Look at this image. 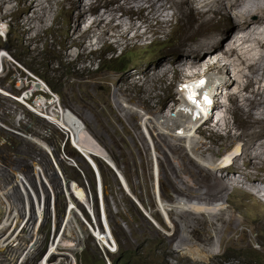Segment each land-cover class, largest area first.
Returning <instances> with one entry per match:
<instances>
[{
  "label": "rangeland",
  "instance_id": "374dc122",
  "mask_svg": "<svg viewBox=\"0 0 264 264\" xmlns=\"http://www.w3.org/2000/svg\"><path fill=\"white\" fill-rule=\"evenodd\" d=\"M8 1L6 6L2 3L0 6V22H6L10 28L6 36H0V46H3L0 47V54L2 51L7 54L0 56V86H10L11 89L10 92L0 89V179L8 181L7 198L10 199V206L12 204L13 214L15 212L19 219H16V224L12 226L5 224L6 226L1 227L5 220L0 218V242L5 243L0 247V261L7 262L11 256L17 260L24 252H27V256L20 264H35L38 261L63 228L62 221L70 206L67 183L70 186L76 181L86 188L90 201L93 200L92 209L79 205L75 199L73 202L77 208V213L73 214L81 227V236L83 235L82 242L76 243L80 246V264H93L99 257L100 250H103L99 238H96L95 232L96 237L91 232L94 228L103 232V205L108 224L117 240L116 245L112 247H117V252L111 255L112 262L114 258H118V264H264V206L261 205H264V202L258 198L255 189H247L244 186L248 184L247 179L253 177L256 178L257 184L264 188V179L261 177H264V170L254 165L258 160L255 155L264 154L263 136L253 135L257 138L256 145L250 147L253 154H245L242 158L238 156L243 154V151L239 150L242 142L230 137L225 129L215 128V133L208 130L206 133L209 135V141L206 142L201 140L198 143V135L195 134L196 138L190 144L197 142L206 151H217L216 157L221 159L222 163H227L226 168L231 165L235 173L231 176L230 172H226V175L235 179L232 182L236 193L233 192L228 200V210L216 215L220 217L218 220L221 222L219 232L216 233L219 235L217 238L211 236L208 229L210 226L218 227L219 222L212 218L207 210L204 216L198 217V221H192L187 215H174L177 222H170V228L167 219L173 215L168 217L169 213L161 206L159 197L165 201H173L177 195H182L180 187H185L195 194V197H191L192 200L199 199L196 194L204 176L199 175L189 162L188 158L193 154L189 147L186 148L184 143L178 144L179 150L172 152L166 142L160 139V130L153 133V143L159 150L158 155L155 154L158 165H153L148 153L150 143L138 120L141 116L134 115L129 119L115 99V94L123 90L124 94L135 98L136 109L140 108L138 103H144L149 110L154 109L153 112L157 110L161 113L167 110L165 114L182 108L179 93L181 90L178 91L176 79L185 74V64L197 60L202 67L203 63L216 55L215 52H209L211 48L202 51L206 53V57L189 54L190 49L202 45L211 34L223 32L226 21L220 17L222 14L227 16L231 7L227 6V11L218 14L212 21L202 24L195 22L192 25L191 16L198 17V13L202 12L201 6H195L199 2L188 0V11L176 12L174 8H170V2L167 0L168 9L160 7V13L153 14L156 18H147L150 21L142 13L140 17L139 12L134 13L137 23L145 26L140 29L148 30V37L139 36L135 40L119 44L111 37L109 30V38L105 42L85 48V53L80 57L75 54L79 48L82 49L74 43V38L78 35L75 31V18L83 5L93 14L97 10L102 12L107 8L106 5H99L98 0H94L93 5L86 1L79 6H75L78 0H35L45 5L42 4V11H39L45 20L40 23L35 17L34 23H37V26L29 29L27 19L31 12L26 8L31 0ZM161 12L169 14L164 16ZM121 13L122 11H118V14ZM163 17L167 20L162 21ZM242 42L244 46L241 52L250 54V47L244 40ZM228 59L222 61L229 68V78L233 81L237 79L243 85L245 78L237 75L234 59ZM151 61L154 64L150 63ZM217 64L220 65L219 59ZM26 67L36 72L34 74L37 79L31 78ZM192 70L196 69H189L188 72ZM42 78L51 87L53 95H45L43 98L41 94L44 93H37L31 96V89L44 87ZM26 85L30 89H22ZM238 87L233 86L232 90L236 91ZM25 96L31 99L30 103L25 101ZM53 100L57 105L56 109L72 107L77 109L81 116L87 119L89 117V123H86L88 132L111 153L119 173L110 165L113 164L110 159L99 157L97 162L101 186L98 184L95 169L84 155L74 148L64 129L53 126L54 123L43 117L46 112L36 109L37 101L51 103ZM225 102L223 107L226 109L228 106L232 109L244 106L240 118H237L231 109L235 121L232 122L228 117L224 120L232 125L231 135L244 130V144L247 146L246 143L249 144L252 137L245 123L247 106L241 98L236 99V95L231 99L227 96ZM140 130L144 134L143 137L139 135ZM31 136L46 142L51 151L39 145L42 143L33 140ZM164 137L167 138V135ZM230 153L233 154L231 158ZM175 157L179 163L175 161ZM235 158L236 164L233 162ZM36 161L40 163L45 179L43 175L40 177L46 182H42L34 174L37 173L34 166ZM237 165H240V170L250 168L251 174L248 175V171L245 174L243 171L244 175L238 177L240 172L235 169ZM22 169L25 176L32 177L28 182L33 186L28 187L23 176L30 191H26L23 184L15 178V170ZM39 199L43 200L41 213ZM187 212L191 213L190 210ZM183 228H188L187 241L190 245L198 246L200 250H208L209 245L215 244V248H212L214 254L208 252L198 255L194 249H181L177 245V239L181 237L180 231L182 232ZM105 250L108 251L106 247ZM99 264L103 262L100 261Z\"/></svg>",
  "mask_w": 264,
  "mask_h": 264
},
{
  "label": "bare ground",
  "instance_id": "6f19581e",
  "mask_svg": "<svg viewBox=\"0 0 264 264\" xmlns=\"http://www.w3.org/2000/svg\"><path fill=\"white\" fill-rule=\"evenodd\" d=\"M86 1H88L87 3H89L90 5L94 4V0H78L75 2V6H79V4L83 5V4H85L83 2H86ZM98 1H99V5L103 4V5L107 6V8L104 9L105 11L103 10L104 12L103 11L100 12V10H97L93 14L92 12L88 11V8H85L86 6L83 5V8H81V10L78 12V16L76 18L74 17L75 21H76V30L75 31H76V34H78L74 38V43H76L77 46H81V48H82V49L79 48L77 53H75L78 56L82 55L83 52L85 53V48H88L90 46L95 47L97 44L105 42L107 40V38H109L108 37L109 36V30H111L110 31L111 37L114 38L119 44L135 40V38H137L139 36L148 37V33H147L148 30L147 29H143V30L140 29V28H142V26H144V24L141 26L139 23H137L138 21H136V17L134 16V13L136 14L139 12V17L141 15L140 13H142L144 16H146V19L147 18H156L153 16V14L154 15L159 14L160 11H158V10L160 9V7L165 8L168 6V4L166 2L167 0H124V2H120V0H98ZM168 1L170 2V5H169L170 8L171 7L174 8L176 12H185V11L187 12L188 10L186 8L190 6L188 0H168ZM191 1L199 2L198 4H195V3L194 4H195V6H197V7L201 6V8H202V12L198 13L199 14L198 17L197 16H191V24L192 25L195 22H199L202 24L205 21H212L213 19H215L217 17L218 14H221L225 10L227 11V6L231 7L229 12L227 13L228 14L227 16L222 14L220 17L221 19L223 17L224 20L226 21V26H225L223 32H221L219 34H211L209 37H207V41H203L204 43H202V45H199L200 44L199 43L198 47L194 46L195 48L192 47L190 49V52L189 51L188 52H189V54L206 57V53L202 52L203 50L211 48L209 52H212V53L217 52L219 50V52H220L219 53L220 54V58H219L220 65H218L216 62L215 65L207 67L208 70H216V71L208 72L207 75L211 79L213 78L212 75H215L218 79H221L219 77V72H221L223 74V80L220 82V86H222V88H227V89L231 88L229 90L227 96L231 99L233 97L235 98V95H236V99L239 100V98H241L242 102L247 106V109H245L246 106L244 108L245 114H246L245 123L247 124V128L250 129V134H252V137L250 139L251 141L249 142V144L246 143L247 146H245V144H244L245 143L244 137H246V136L243 137V131L244 130L239 131V133H235V135L233 136L230 133V131L233 129L232 125L229 122H227V120H224L225 117H228L227 113L232 115V117H233V119L231 120L232 122L235 121V118H234L235 114H236L237 118H240L242 116L241 110L243 109L244 106L243 107L242 106H236L233 109L229 108V106H228L227 109L225 108L226 112H224V115H223L221 107L224 106L226 104V102L222 103L221 99H219L216 102L217 103V111H219V109H221L218 113H217V111H214L212 108L208 107V109H207L202 105L199 106L197 104L199 102L195 101V98H196V95H197L199 89L202 86L205 87V85L207 84L206 78L198 80L197 82H194V83L187 80V82L185 84H182L181 85L182 88H181L180 93H181V98H182L181 103L183 104V106H182V108L176 110L175 112H171L170 114L160 115V113L157 112V110L155 112H153L154 109L149 110L146 107V105H144V103H138L139 104L138 107H140V108H138V111H139L138 112L137 109L134 108L135 98L124 94L123 90L121 91L120 89H118V90H120L119 91L120 93L115 94V99H116L117 103L119 102L120 99H122V101L125 102L124 104L118 103V105L121 106L122 109H124L122 111L127 114L129 119L131 117H133L134 115L135 116L138 115V116H141L142 119L144 118L147 120V124L151 126L150 128H148V132H149V136L152 139V143L155 141V137H154L155 135L153 134L154 131L160 130V132H161V133H159L160 139H162L166 142L165 144L168 145V148L170 147L172 152H177L179 150L178 144L184 143L185 147L186 148L189 147V149L193 153L188 158L189 162L193 166L204 163L209 168H214L215 165L212 164L213 161L219 160V162H222L221 159L216 157V156H218L217 151H215V150L206 151V150H204V148H202L200 146V144H197L198 141L201 142V140H203L200 136H198L196 144H190L192 141L195 140V138H196L195 134L197 135V133H196L197 131H200L199 134L205 135L204 131L200 127L196 128V124H197L198 119L194 120L192 117V115L196 111L195 109H198V112H200L201 114L204 113V114H207L208 116L211 115V117L208 120H211V118H213L214 116L217 117V122L214 123L215 126H213L214 127L213 129L223 128L226 131H228L227 133L230 134L229 135L230 137H234L236 140H240L242 142L241 143L242 146L240 147L239 150L243 151V154L241 156L238 155L239 157L244 158L245 154L246 155L247 154H249V155L253 154V152H251V150H250V147H253L254 145H256L257 138H255V137L263 136V138H264V0H236V1L235 0H191ZM237 1H241V2H237ZM7 2H9V1L8 0H0V6H2V4L6 6ZM42 4L43 3H39V2H35V0H31V3L28 4L29 6L27 5L28 7L26 9L31 12V14L28 16V19H27L28 20L27 26H29V29L33 28V26L34 27L37 26V23H34L36 21L35 17H37V19L40 20V23H44V21H43V20H45L43 18L44 15L41 14L42 12H39V11H42V10H40V8H42ZM91 9H92V7H91ZM167 9H168V7H167ZM118 11H122V13L118 14ZM145 12L147 14H145ZM176 12H174V13H176ZM47 13H49V12H47ZM126 14H129V15H126ZM161 14H163L164 16H167L169 13L167 14V13L161 12ZM232 14H234L235 17L239 16V18H237V20L239 21L238 22L239 23L238 29L243 32V37L240 38L239 40H237V42H232L231 46L228 48V44L226 42L229 41L230 36H231V34H233V31H234V29L231 28V26L229 25L230 23H232L233 18H234V17L232 18ZM207 15H208V17H207ZM177 17H179V16H177ZM163 19L167 20L164 17L161 20L163 21ZM147 20H149V19H147ZM46 22H47V19H46ZM22 24H24V23H22ZM83 24L85 25L84 30H83ZM40 25H42V24H40ZM232 26H235V25H232ZM121 28H124V30H121ZM147 28H150V27H147ZM223 34H226V36H224ZM242 40H244V43H246L250 47V52L252 54L241 52V50H243V46H244V44H242L243 43ZM199 49H202V50H199ZM197 50H199V51H197ZM80 57H82V56H80ZM223 59H228V60L234 59L235 62L234 63L230 62V63L236 64L235 69H236L237 75L239 77L242 76L243 78H245L246 81L244 82L243 85H241L240 81L237 79H236V81H233L230 79L231 77L229 74V68H227V66L223 63V61H222ZM216 61H217V59H216ZM180 62H181V60H180ZM227 63H229V61ZM183 64H184V62H183ZM188 65L194 66L196 70L200 67V63L197 60H195L194 62H191L187 65L185 64V67L186 66L188 67ZM204 76L206 77V75H204ZM1 86H0V89H2L5 92H10V90H11L9 88L10 86H5V85H4L5 87H1ZM233 86H239L240 88L238 87V89L236 91H234V90H232ZM208 89L212 90L213 92L215 91L213 85L208 86ZM2 93L4 94V92H2ZM22 99H24V98H22ZM43 102L37 101V103H36L37 108L36 109L38 111L43 112V113L46 112L45 113V119H49L50 122H52V124L54 123L53 126L57 125V126H59V128L61 127L60 128L61 130L64 129L63 131L68 136L69 140H71V143L73 144V146L75 148H77V150L81 154L84 155L83 157L88 161V163L92 166L93 169H95L97 172H99V164L97 162V159H99V157H101L103 159H106V158L108 160L110 159V161L113 163L114 167L118 170V167L116 166L114 160L110 156L111 153H109L106 150V148H104L102 145H100V142L96 139V137L92 136L88 132V129H87L88 125H86V123L88 122L89 117L87 119L86 117L81 116L80 114H78V110L75 108H72V107L71 108L70 107H63V108L60 107V108L56 109L57 105H56L54 100L51 103H50V101L47 103L45 101H43ZM231 109L233 110L234 115L232 114ZM171 111H173V110H171ZM212 113H214V116L212 115ZM221 113H222V116H221ZM205 123H207V121ZM144 125L146 126L145 123H144ZM254 126H255V128H254ZM258 127H259V129H256ZM176 129H179V132ZM195 129H196V131H195ZM28 134H30V133H28ZM163 134L167 135V138L164 137ZM139 135L142 137L144 136V134L141 130L139 131ZM253 135L255 137H253ZM31 138L37 142L42 143L39 145L46 147L48 150L51 151V147H49L46 142H42L40 139H38L36 137L33 138L31 136ZM208 138H209V136L205 137L206 140ZM171 139H175L176 141H172ZM157 145H158V147H160V144L157 143ZM262 146L264 147V139H262ZM153 147L157 152H159V150L156 149L155 144L153 145ZM258 148H259V146H258ZM223 151L224 150H222V152ZM255 157H257L258 160L255 159V160H257V162L254 163V165L257 168L264 170V154H257V155H255ZM157 161H158V158H157ZM175 161H177V163H179L177 157H175ZM233 162H234V164H236L237 159L235 158L233 160ZM35 163H37V164H35ZM35 163H34V166L37 168V173L35 172L34 174L37 177H39L40 180L42 181V178L40 176L43 175V178L45 176L42 172V167L40 166V163L38 161H36ZM245 164H248V163L245 162ZM155 165H157V163H155ZM239 166L237 165L235 167V169H237L240 172V175L238 177H242L244 175L243 171H245V174H246V171H248V175L251 174V170H249L250 168L247 169V167H246L243 170H240L241 168ZM248 167H252V166L248 165ZM227 169L228 170L222 171L220 178H218L216 180L215 186H217L220 190L218 193H220L221 191H223L226 188L230 189V187H228L226 184H229L230 186H232V188H235V186L233 185V182H232L235 179H231V177L228 178L226 175V172H228V173L229 172L235 173V172L233 171L231 165L229 167H227ZM197 172L199 173V169L197 170ZM160 173H161V171H160ZM205 175L209 176L208 173L204 174V176ZM23 176H25L23 169L21 171L15 170V178H16L17 182H20V184H23V187L25 188V190L28 191L29 190L28 187L33 186V185L29 184V182H28L29 179H31L32 177L25 176V180L28 183V187H27V185L24 182ZM238 177L236 176V178H238ZM261 177L264 179L263 176H261ZM255 179L256 178L250 177L249 179H247L248 184L244 185V186L247 187V189L248 188L249 189L250 188L255 189L254 191L256 192V195L258 196V198H260V200H262L264 202V188H261L260 184H257ZM1 180L2 179H0V218L1 219L4 218V220H5L4 222H2L3 224L1 227H3L5 224L8 226H12L14 223L16 224V221L19 219V216L15 215L16 214L15 212L13 214L14 210L12 208V204L10 206V202H9L10 199L8 200V198H7L8 194H9V193L7 194L9 184L8 183L6 184V182H8V181H6V180L1 181ZM42 182H46V181L43 180ZM101 182H102V180H101ZM235 184H238V183L235 182ZM6 185H8V186H6ZM127 187L129 188V185ZM180 188L183 191L182 195H177L176 199L173 201L169 200V199H168V201H165L163 198L159 197L161 200V202H160L161 206L163 208H166V210L169 213L168 217H171L173 215L170 219H167L169 222H172V223L177 222V220H174L175 219L174 215H176V216L187 215V216H190V219L192 221H198V217L201 215L204 216V213L207 209L212 208L213 210H215V211L219 210L220 212L225 210V209H222L224 206V203H221L219 201V199L215 200L214 204H206V203H203L202 201L199 200V199H201L200 197L202 196L200 194V193H202L201 191H199L200 193L197 191V194H196V196L199 199L193 198L194 200H192L191 197H195V194L191 191H188V189L185 187H180ZM67 190L69 191L68 195H69L70 206L68 207L66 214L63 218V221H62L63 228H61L62 230L61 231L59 230L60 233H58V235L56 234L55 238L51 241V244L49 246L50 251L54 252L53 256H55V261L51 264H63L62 257L64 255L71 252V250L79 251V249H80V246H78L76 243L71 241L73 239V240L82 242L81 237L83 236V235L81 236V227L78 224L79 222L76 221L75 216L73 214V213H77L76 205L73 202L75 200H77V202H79L78 203L79 205L82 204V205H85L86 207H90V209H92L91 208V202L93 200L90 201L88 191L86 190V188L84 186H80V184L78 182L76 183V181H75V183L74 182L71 183L70 186L67 183ZM178 194H180V193H178ZM42 201H43L42 199L38 200L39 213H41V210H42L41 205L43 207V204H41ZM103 206H102V208H103V222H104V223H102L103 224V232L101 233L99 231V229L96 230L95 228L93 230H94L97 238H99L100 243L103 246H105L106 249L107 248L110 249V247H113L114 245H116L117 240H115V236L111 230V227L108 224L106 211H105ZM187 210H190L191 213H188ZM184 212H185V214H184ZM91 214H92V212H91ZM226 214L230 217V214L228 212H226ZM53 217H54V215H53ZM217 221L219 222L220 220L217 219ZM217 221H215V222L218 223ZM96 224H98V222ZM220 225H221V222H219L218 227L210 226L208 229V233L211 234V236H213L214 238H217L219 235L216 233L219 232ZM58 229H59V227H58ZM180 233H181V237H179V239H177L178 242L177 241L176 242L179 243L177 245L180 246L181 249H189V248L194 249V250H196L195 253L198 255H204L208 252L214 254L213 253L214 250L212 248H215V244L209 245L210 247L208 248V250H200L198 248V246L194 247L187 242L188 228H183L182 232L180 231ZM83 239H84V237H83ZM4 245H5L4 242H0V247H3ZM103 246H102V248L105 249V247H103Z\"/></svg>",
  "mask_w": 264,
  "mask_h": 264
},
{
  "label": "clouds",
  "instance_id": "9594fccd",
  "mask_svg": "<svg viewBox=\"0 0 264 264\" xmlns=\"http://www.w3.org/2000/svg\"><path fill=\"white\" fill-rule=\"evenodd\" d=\"M232 15L234 16V18L232 17L234 22L232 21V23H230L229 25L231 26V28L234 29V31H233V34H231L229 41L226 42L228 44V48L231 46L232 42H237V40H239L240 38L243 37V32L238 29V24H239L238 22L239 21L237 20V18H239V16L235 17L234 14H232ZM232 25H235V26H232ZM7 26L8 25H7L6 22H0V36H2V35L6 36L8 34L10 28H8ZM0 47L3 48V46H0ZM2 48H0V51L2 50ZM2 52L3 53L0 54V56H7V54H5L4 51H2ZM219 53H220L219 50L217 52H215V54H216L215 57L216 58L213 57V56L210 57L211 54H209L208 56L210 57V59H208L205 63H203L202 67H199L197 70H192V72H188V70L189 69H194L195 67L194 66H191V65H188V67L185 69V74H183L180 77H177V79H176L177 88H178V91H180L181 88H182L181 85L182 84H185L187 82V80L194 83V82H197L198 80H201L203 78H206L207 84L205 85V87L202 86L199 89V91H198V93L196 95L195 101H198L199 102V103H197L199 106L202 105V106H204L207 109L209 107V108H212L214 111H217V103L216 102L219 99H221L222 103L225 102V99L227 98V94H228V92L230 90V89H227V88H222V86H220V82L223 80V74L221 72H219V77L221 79H218L215 75H212L213 78L211 79L207 75L208 72L216 71V70H207V67H209L211 65H214L217 62L216 59L218 60L220 58V54ZM150 63H153L154 64V62H152V61ZM20 67H22V66H20ZM27 69L30 71V72H28V74L31 76V78L32 79H37L35 77V74H34L36 72L33 69H29V68H27ZM204 75H206V77ZM43 81L46 83L45 84V83L42 82V84H43L44 87L41 86L38 89H33V90L31 89V92H30L31 93V96H33V95H35L37 93H39V94L40 93H44V94H41V96L43 98H45V95H48L49 97L51 95H53V92L51 91L52 89L49 86V84L46 82V80L43 79ZM210 85H213L214 86V89H215L214 92L212 90H209L208 89V86H210ZM22 89H30V88H28V86L26 85V86H23ZM180 95H181V93H180ZM49 97H48V99H49ZM25 101H27V102L30 103L31 102V99L25 97ZM118 103L124 104L125 102L119 100ZM120 108H121V110H124V109H122L121 106H120ZM221 109H222V112H223V115H224V112H226V109L223 106L221 107ZM195 110L197 112L195 111V113L192 115V117H193L194 120L195 119H198L197 120V124H196V128L197 127L198 128L200 127L204 131V134H205V135H201V134L197 133V135L200 136L203 139V142L209 141L208 139L207 140L205 139V137H208L209 136V135H207L206 132L208 130L212 131L213 133L216 132L213 129L214 128L213 126H215L214 123L217 122V117H215L214 116V113H212V115L214 117L211 118V120H212L211 121V120H208L211 117V115L208 116L207 114H204V113L201 114L200 112H198V109H195ZM137 111H138V109H137ZM164 111L165 110L161 111L160 115H163V114L167 113V110L165 112ZM227 115H228V118L230 120L233 119V117H232L231 114L227 113ZM221 116H222V113H221ZM43 117L45 118V115H43ZM138 120H139V123L141 125L142 130L144 131V133L147 136L146 137L147 141L150 143V145L148 146V153L151 156V160H152L153 165H155V163H157V158H156L155 154H158V152L154 149L153 143H152V139L149 136L148 128H150L151 126L147 124V120L144 119V118L142 119L141 117H139ZM206 121H207V123H205ZM144 123L146 124V126L144 125ZM176 130L179 132V129H176ZM195 131H196V129H195ZM75 149L77 150V148H75ZM225 155H227V154H225ZM229 155H230V158H231V156H233L232 153H230ZM223 156H224V154H223ZM212 164L215 165L214 168H209L204 163L198 164V165H196L194 167H195V171L196 172L199 169V173L197 172L199 175H203L204 176V174H206V173L209 174V176L205 175L203 177V181H201L200 187L198 189V192L199 191L202 192V193L199 192L202 195L200 197L201 198V201L203 203H206V204H214L215 203V200L219 199V201L221 203H224V206H223L222 209H225V210L222 211V212H220L219 210H216L215 211L212 208L211 209H207L208 214L212 218H214L216 220V219H220V217L219 216H216V215L223 214V212H225L226 210H228V207H229L228 200L231 199V194L233 192H235L236 189L232 188V186H230L229 184H226L225 183L228 187H230V189L229 188H226L223 191H221L220 193H218L220 190H219V188L217 186H215V183H216V180L218 178H220V176L222 174V171L223 170H228L226 168L227 163L226 162L225 163H222V162H219V160H217V161H213ZM110 165L112 166V168L115 171H117V169L113 166V164H110ZM157 165H158V163H157ZM95 172H96V176L98 178L97 181H98V184H99V182L101 183V177H100L101 175L96 170H95ZM232 175H233V172H231V176ZM262 185L264 186V184H262ZM136 202L139 204L138 201H136ZM139 205H141V204H139ZM261 205L264 206L263 204H261ZM100 208H101V202H100ZM102 216H101V218H103ZM102 222H103V219H102ZM164 222L166 223L165 220H164ZM167 223H169L170 228H171V224L172 223H170V222H167ZM159 229H161V228H159ZM96 230H98V229H96ZM91 232L94 235V231L92 230ZM57 235H58V233H57ZM176 239L174 241V247H176ZM49 249H50V247L47 248L46 252H44L41 255V257L38 259V261L35 264H47L48 263V259L50 258L51 255H53V252L48 253V250ZM101 249H103V250H100L99 257H97V259L94 260L93 264H99L100 261H102L103 264H118L119 263L118 262V258L117 259L114 258L113 259V262H112V259H111V255L117 252V247H114V248L110 247V249L107 248L109 251H105L104 248H101ZM26 254H27V252L22 253V255L17 260L15 258H13V256L8 257L7 262L0 261V264H14V263L20 264V262H22L24 259H26V256H27ZM114 261H116V262L114 263Z\"/></svg>",
  "mask_w": 264,
  "mask_h": 264
},
{
  "label": "built area",
  "instance_id": "2783aa9c",
  "mask_svg": "<svg viewBox=\"0 0 264 264\" xmlns=\"http://www.w3.org/2000/svg\"><path fill=\"white\" fill-rule=\"evenodd\" d=\"M73 242L76 243L79 241L73 240ZM50 252H52V251H50V249H49L48 253H50ZM53 255H54V252H53ZM53 255L50 256L47 264H51L55 261V256H53ZM62 260H63V264H80V260L78 258V251L71 250V252H69L68 254H66L62 257Z\"/></svg>",
  "mask_w": 264,
  "mask_h": 264
},
{
  "label": "trees",
  "instance_id": "16d2710c",
  "mask_svg": "<svg viewBox=\"0 0 264 264\" xmlns=\"http://www.w3.org/2000/svg\"><path fill=\"white\" fill-rule=\"evenodd\" d=\"M116 261H114V263H115Z\"/></svg>",
  "mask_w": 264,
  "mask_h": 264
}]
</instances>
